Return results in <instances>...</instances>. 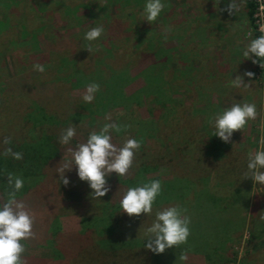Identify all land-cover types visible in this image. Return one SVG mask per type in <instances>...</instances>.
I'll list each match as a JSON object with an SVG mask.
<instances>
[{"label":"rangeland","instance_id":"rangeland-1","mask_svg":"<svg viewBox=\"0 0 264 264\" xmlns=\"http://www.w3.org/2000/svg\"><path fill=\"white\" fill-rule=\"evenodd\" d=\"M135 1L0 0V149L4 139L19 137L16 134L23 124V112L27 105H36L31 98L45 96L41 92L40 79L36 80L39 76L34 79L31 75L35 72L33 64L70 59L75 64L72 72L79 69L82 74L78 75L82 78L72 76L70 81L63 82L61 89L50 86L46 94L53 96L46 106L48 111L57 113V118L66 124L79 125L77 128L82 131L92 119L98 121L94 125L110 122L101 118V108L96 106L113 105L106 115L121 127L119 133L113 132L115 138L128 139L130 132L125 128L136 125L140 126L145 138V148L136 150L132 169L136 170L146 155L157 157L151 166L152 172L146 174L147 178L160 181L180 179L174 182L186 185L187 193L173 205L179 204L190 215L189 210L198 198L195 199L196 191L192 193L190 183H198V180V188L206 189L213 209L224 213L231 205L241 208L223 220L212 214L206 215L202 235L211 238L197 241L196 246H189L187 250L177 248L173 255L172 252L163 254L158 260L151 251L144 250L133 257L135 264H264V220L260 219L264 216V186L244 177L247 155L255 152L258 139L264 136V61L260 66L259 61L252 63L254 57L245 59L241 55L248 40L261 34L259 29L264 25V15L258 7L264 4V0H255L258 10L252 14L251 20L245 0H239L240 7L232 14L225 11L229 0H166L164 11L151 24L142 20L140 6L135 5ZM96 25H102L108 32L97 41H86L84 33ZM151 29L153 34L149 33ZM147 40L148 43L142 46L141 43ZM138 41L141 42L142 57L133 56ZM161 54L164 59L159 57ZM104 61L107 63L102 66ZM151 65L157 71V81L152 84L149 96L140 95L137 102L135 94L146 86L142 71ZM94 66H102L101 78L93 75L96 73L92 72ZM117 72L128 75L118 80L115 88V92L121 91L125 96L118 95L112 101L106 97L105 100L102 94L105 80ZM245 72L253 75L248 77ZM62 73L67 75L69 68ZM237 76L242 79L239 88L232 86V79ZM90 82L99 84L101 94L97 92L92 103L84 104L81 97ZM15 86L18 91H13ZM155 90H160L167 100L150 101L158 98ZM165 102L164 107L161 103ZM41 103L45 105L44 100ZM232 103L255 104L256 118L243 130L235 131L229 142H224L229 146L216 151L219 158H210L203 165L206 166L205 172H191L195 164L193 155L198 157V146L222 142L212 135L209 121L216 112ZM211 105H216L217 110ZM229 155L234 159L229 160ZM231 167L234 180L225 182ZM237 172L240 175L236 178ZM61 175L59 172L56 176L43 175L41 179L44 181L35 187L40 186L45 194L29 198L30 213L41 221L39 235L46 225L44 219L57 232L73 234L84 231L87 218L98 219L100 210L97 204L108 196L106 193L100 199L93 197L87 183L68 170L63 173L69 181L65 185ZM21 178L27 186L39 179ZM107 182L110 186V176ZM46 232H51L50 228ZM39 239L31 237L22 241L24 253L47 259L49 250L42 248L43 242ZM77 242L68 244L66 251H71ZM214 242L216 244H212ZM119 254L125 256L124 251ZM182 255L187 259L181 260ZM124 256L121 257L123 264ZM93 258L95 256L91 253ZM47 264L63 263L55 258L49 259Z\"/></svg>","mask_w":264,"mask_h":264},{"label":"trees","instance_id":"trees-1","mask_svg":"<svg viewBox=\"0 0 264 264\" xmlns=\"http://www.w3.org/2000/svg\"><path fill=\"white\" fill-rule=\"evenodd\" d=\"M126 3L130 0H123ZM144 0H136L135 5H139L138 7L142 12ZM245 4L249 10L248 16L250 20L252 19V14L256 11V2L254 0H245ZM110 12V11H109ZM139 12V13H140ZM111 14V13H110ZM108 32L107 29H104L103 35ZM150 34H153V30H149ZM259 34V33H258ZM103 38H106L104 36ZM143 38V37H140ZM138 38V39H140ZM104 40V39H103ZM98 43V42H97ZM141 42L138 41L137 47H135V51L133 52V56H141L142 57V49L139 47ZM148 43L144 41L141 45H145ZM105 45H101L102 50H104ZM162 52L165 53V50L161 48ZM117 54V53H113ZM112 54V55H113ZM159 57L163 58L164 55L161 54ZM164 59V58H163ZM67 58H61L59 61H54L50 64H43L44 71L43 72H32L31 75L34 79H36V75L39 76L38 80L40 79L39 83L43 85L41 92L44 93L45 96H40L38 99L34 96L32 101L36 105L26 107L25 111L23 112V124L20 125L19 129L17 130L18 138L8 140V143L2 144V148L0 149V202H2L6 195L7 191H10L8 188L7 182V175L9 173L13 174L14 176L18 174L21 177H32V180L38 179V181L34 182L32 186L24 185L23 189L19 193V199L23 200L25 203L27 210L28 201H30V197L32 198L35 194L44 195L41 192L40 186L35 187L38 183L44 181L41 177L46 176L50 177L58 174V169H61L65 163H68V167H71L70 163V148H74L76 144L82 143L86 140L89 132L91 131H98L101 125H94L93 123L97 121V119H92V123L89 125L85 124L83 130L81 131L80 128H77L79 125L67 123L60 118H57V113L48 111L46 106L51 101L52 96L50 94H46V91L49 89L50 86H54L55 89L57 87L61 89L63 86V82L66 80L70 81V78L74 75L77 76L78 79L82 78V72L77 69L73 71L75 64ZM102 66L107 63L106 61L102 62ZM91 64L87 65L90 67ZM102 66L100 68L92 69V72H96L95 77L101 78V73L103 72ZM65 68H69V73L64 75L62 72ZM72 72V73H71ZM91 72V73H92ZM142 75L144 76L145 87L140 88L137 93L135 94V101L139 102L140 95H144V97L149 96L150 89L153 83L157 81V71L154 70L153 65L145 68L142 71ZM52 73V74H51ZM88 72H86L87 74ZM123 73V72H122ZM51 74V75H49ZM63 76H62V75ZM128 77V75H123ZM122 74L113 73L111 77L106 78L105 80V91L103 94V99L108 101H112L116 96H125L121 91L115 92V88L117 85L118 80H122ZM67 77V78H64ZM14 79V78H12ZM16 79H14L15 81ZM109 81V82H108ZM55 84V85H54ZM57 85V86H56ZM16 87V86H15ZM215 87V86H214ZM18 91V88H14L13 91ZM163 91V90H162ZM158 98H152V100H167V96L161 93L159 90H155ZM97 94H101L98 92ZM47 96V98H45ZM134 96L131 97L133 99ZM45 98V99H44ZM128 99V98H127ZM45 101V105L41 103V101ZM162 106L165 107V103H161ZM113 105H97L96 108H101L99 112L102 117L106 116V113L113 109ZM168 106V105H167ZM212 109L217 110L216 105H211ZM210 107V106H209ZM98 122V121H97ZM96 122V123H97ZM63 124V125H61ZM73 126L76 129V133L69 144L62 145L59 141V136L61 135L62 131L69 126ZM61 128V129H59ZM140 126H135L134 128L126 127L125 130H128L130 133L127 135L129 138H135L140 141V147L138 151L144 150L145 148V138L143 135L142 130L139 129ZM89 129V130H88ZM112 143L116 145L118 148L123 144V138H119L118 140L115 138V134L112 133ZM22 138V139H19ZM19 139V140H18ZM5 140V139H4ZM189 140V139H188ZM229 146V144H225L224 142H217V144L206 143L202 144V146L197 147V156H194L195 164L191 168V172L197 171L198 173H203L206 170V166H203L210 160V158H219L216 155V151H220L222 147L225 149ZM6 148H11L13 152H20L22 154V159L16 160L13 159L11 155H4V150ZM182 150V147H179ZM186 148V146H183ZM140 149V150H139ZM137 151H135L136 153ZM185 152V150L183 151ZM133 157V161L136 159L137 155ZM139 155V154H138ZM231 155V154H230ZM228 156L229 160L234 159V156ZM183 158V157H182ZM156 158H151V156L146 155L145 158H142L139 162V166L136 170L130 169L125 176L118 177L115 173L110 176V191L107 193V197L100 201L97 206L100 210L98 219H89L85 221V226H83L84 231L76 232L73 234H64L63 232L55 231L56 228H52L53 225L49 224L47 219L43 220L44 230L39 235V226L41 225L40 220L34 218L32 232V237H40V241L43 242L42 248H48V258H38L33 257L31 254L24 253L22 254V258L24 260V264H47L49 259H57L61 261L63 264H110L111 262L116 264H123L121 262V257L124 256L123 254H119L124 251L125 256L123 257V261L125 264H135L134 256L135 254H141L142 251L147 250L143 247V238H144V229L149 226V222L151 218H154V213L161 207H166L169 205H173L176 203L178 199L182 198L185 193H187V187L184 184H178L176 182L180 181V179H175L174 181H161L162 184V192L160 196L157 197L156 201L153 204V212L148 216H144L141 214L140 216H133L129 217L123 212H121L119 206V200L122 197L124 191L128 187H134L140 184L141 182L151 181L149 178L146 177V174L152 172L151 166L155 163L154 161ZM69 172H72L76 175L75 166L71 169H66ZM190 169L188 168V171ZM228 170H226V173ZM238 172L236 173V178L238 177ZM240 175V174H239ZM45 177V178H46ZM201 178L204 176H200ZM218 177L225 178L222 175ZM199 178V179H201ZM226 181H233L234 180V169H231L228 172ZM41 179V180H40ZM155 179V178H154ZM157 179V178H156ZM153 180V179H152ZM181 180V183L184 181ZM189 181H193L189 178ZM45 182H47L45 180ZM198 183H190L192 193H195V199L193 202V207L189 210L190 214V235L187 241L184 244L179 246H175L173 248L166 249L163 253H153L152 255L158 260L163 254H174V251L177 248H182L183 250H187L190 248L189 246H196L197 241L206 240L209 237H204L202 235L203 231V220L206 215L212 214L215 218H220L223 220L226 216H233L235 215V210L241 209L237 206L231 205L230 207L226 208L225 212L222 213L219 210L213 209L211 206L212 204L209 201V196L207 195V191L205 188H198ZM217 183H221L217 181ZM223 183V182H222ZM196 186V187H195ZM220 186V185H218ZM186 187V188H185ZM202 188V191H200ZM230 188V187H225ZM217 189H221L217 187ZM213 189L214 191L218 192V190ZM201 198L200 200H198ZM177 199V200H176ZM30 211V210H29ZM191 216H194L192 218ZM48 223V224H47ZM238 227L240 225H237ZM46 227V229H45ZM50 228L51 232H46ZM201 234V235H200ZM28 240V239H27ZM76 245L71 249V251H66V247L71 245L73 242ZM69 244V245H68ZM216 244V242L212 243ZM90 245V246H89ZM134 247V248H131ZM137 248V249H136ZM129 252L126 254V252ZM95 256V258L91 259V253ZM115 257L111 259L112 256ZM117 258V259H116Z\"/></svg>","mask_w":264,"mask_h":264},{"label":"clouds","instance_id":"clouds-1","mask_svg":"<svg viewBox=\"0 0 264 264\" xmlns=\"http://www.w3.org/2000/svg\"><path fill=\"white\" fill-rule=\"evenodd\" d=\"M166 7V0H144L142 20L152 23L157 20ZM240 7L239 0H229L225 11L229 14L236 13ZM261 14L264 15V4L260 6ZM167 32L168 29H165ZM260 35L248 40L241 51L245 59H252V63L264 61V25H261ZM102 25L90 27L83 38L86 41H97L103 34ZM167 39V36L164 37ZM90 49H88L89 51ZM261 66V63H260ZM33 69L38 72L44 71V65L33 64ZM244 75L251 77V72ZM245 85V84H244ZM232 86H242L240 76L232 79ZM99 91V84L90 82L85 86L81 99L84 104L94 101ZM256 106L253 103H232L228 107L216 112L209 123L213 128V134L222 142H229L233 133L243 130L247 123L256 118ZM107 123H103L98 131L89 132L86 140L70 148V163L58 169L61 181L67 185L68 179L63 173L66 169L75 166L77 178L86 182L91 190V195L97 199L105 196L110 191L108 177L115 173L118 177L125 176L132 166L135 151L140 147V141L135 138L124 140L118 148L112 141V133L121 131L120 125L111 122L110 116H105ZM76 133L73 126L64 129L59 136V143L67 145ZM3 143L7 144L5 139ZM258 147L255 152H249L246 162L244 177H250L253 183L264 186V136L257 141ZM4 155H11L13 159H22L20 152H13L11 148L4 150ZM8 188L5 199L0 202V264H24L22 254L25 246L22 241L32 237L34 217L27 210L23 200L19 199V193L24 187V180L20 176L7 175ZM162 192V184L159 179L141 182L137 186L128 187L119 200L121 212L129 217L148 216L153 212V204ZM187 210L179 204L161 207L154 213V218L149 226L144 229L143 247L153 253H163L166 249L184 244L190 235V217ZM260 219L264 220V216ZM181 260L187 257L182 255Z\"/></svg>","mask_w":264,"mask_h":264},{"label":"built area","instance_id":"built-area-1","mask_svg":"<svg viewBox=\"0 0 264 264\" xmlns=\"http://www.w3.org/2000/svg\"><path fill=\"white\" fill-rule=\"evenodd\" d=\"M255 1V0H254ZM256 2V5L258 6V3H257V1H255ZM257 6H256V11L258 10V8H259V10H260V6L257 8Z\"/></svg>","mask_w":264,"mask_h":264}]
</instances>
